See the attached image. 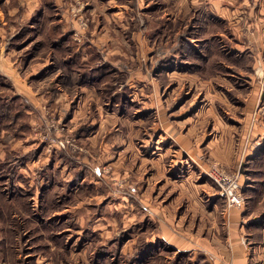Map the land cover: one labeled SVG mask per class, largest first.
<instances>
[{"label": "rangeland", "instance_id": "rangeland-1", "mask_svg": "<svg viewBox=\"0 0 264 264\" xmlns=\"http://www.w3.org/2000/svg\"><path fill=\"white\" fill-rule=\"evenodd\" d=\"M21 2L0 7L21 12ZM98 2L103 11L92 12V0H39L8 42L0 37V98L19 97L29 123L18 137L14 128L0 132L2 187L13 201L2 208L0 264H192L168 243L150 242L151 225L136 224L140 202L156 197L161 208L172 202L175 214L185 212L193 228L201 216L221 223L239 211L247 244L264 219L263 206L259 222L249 221L264 194V137L245 122L256 89L254 116L264 117V10L253 0L242 9L225 0L224 16L208 0ZM105 22L116 54L94 42ZM15 53L17 63L3 62ZM28 87L34 94L22 92ZM170 132L188 134L190 156ZM241 149L242 161L232 163ZM172 182L191 187L179 195ZM232 185L242 206L224 196Z\"/></svg>", "mask_w": 264, "mask_h": 264}, {"label": "crops", "instance_id": "crops-1", "mask_svg": "<svg viewBox=\"0 0 264 264\" xmlns=\"http://www.w3.org/2000/svg\"><path fill=\"white\" fill-rule=\"evenodd\" d=\"M92 1L94 3L92 12H96L98 10L100 11L104 10L103 5L100 2H98V0H92ZM238 1H239L238 4L241 6L240 7L241 9L244 6L249 4V2H246V0H238ZM21 3L24 8L26 7V9L22 8L21 12L19 11V8L18 9L13 8L10 11H7V10H3L0 7V37L6 36V38L8 39L7 42L10 40L11 37H13L16 34L18 29L22 28V26L26 23V21L31 17L33 11L38 8L39 0H22ZM201 3H204V2L201 1ZM207 4H210L211 8H213L214 12L211 10L213 14L224 16L226 15V13L227 14L229 13V11L225 7L226 5L225 0H208ZM121 6L124 8V4ZM122 7L120 11H117L118 12L117 15L124 14V12L122 11L123 10ZM252 7H255L261 11L264 10V0H253ZM252 7L248 6L243 10L246 11V9H248V11H252V13L258 15L255 9L252 10ZM63 13H64L62 14L63 19L65 16L70 14L67 10L64 11ZM10 16H13V17L10 18ZM107 18L108 17H106V19ZM102 27L103 28L99 29L100 31H98L99 26H97L92 32L93 35L97 36V37L95 36L96 38L94 37L95 38L94 42L98 43L99 45L103 44V46H106L105 47L106 51L110 47L111 50L109 51V55L114 50H117L116 52H114V54L118 53L119 51L116 48L118 46V44L116 43L117 39L114 42V38H113L114 35L113 34L110 35L107 33V31H109V24L105 22L104 26ZM109 42H110V45L107 46ZM18 57H19L18 53L17 54L15 53L14 55L10 54L9 56H6V60H3V62L17 63ZM37 61H40V63L38 62L36 63L42 65L41 70L39 72H43L45 64L47 65V61L40 60V59ZM10 76L14 78L15 71L13 74H10ZM22 92L34 94L31 87H28L27 89L23 88ZM67 92L68 91H66V93ZM257 92L258 90L256 89L255 92L252 94V98L253 97L254 98L253 99L251 98L252 101L249 104V107L252 108V110L250 112V115L248 116V119L245 122L246 124L248 123L249 126L256 127L258 131L257 133H262L261 136L264 137V117L263 116L255 117L254 111H253V108L256 106V102L260 99V93L257 94ZM211 111H213V109H211ZM189 131L190 129H188L187 133H190ZM252 132H253V129H252ZM171 135L172 137L175 138L176 141L178 142L181 141L183 143L184 147L182 146L181 149L187 155L190 156L191 154L188 152V148L191 147V144L189 145V147L186 145V141L188 138V136L186 135L188 134H186L185 132L182 135L176 136L172 133ZM184 138L186 139V141L184 140ZM191 138L192 140H189V139L188 140L191 141V143L193 142L192 144L196 145L195 142L193 141L194 137H191ZM92 139L95 141L97 138L94 135L91 138V140ZM195 141L197 143V140ZM242 151L243 149H241L238 154L232 156V160H231L232 163L235 162L237 165L240 164V162L242 161V156H243ZM252 155L253 153L250 154V157H252ZM262 155H264V152ZM259 156L261 155L258 153V155L254 156V158L258 159ZM262 160L264 162V159ZM96 172H99V171L96 170ZM169 185L173 187L174 189L177 188L176 191H178L179 189L180 191L179 195H183L185 192H188L191 187L185 184L178 185L176 182L169 183ZM36 187L38 189V186ZM39 189H41V187H39ZM14 191H15L14 192V196H15L16 193L18 192L16 191V188ZM43 191L44 189H41V192H42L41 199L44 196ZM178 196H176V198ZM24 197H26V195H24ZM156 198H153L152 200L149 199L150 202L143 199L144 203L141 204L140 202V208L138 209L139 211L135 216L136 224L148 223L147 226L151 225L154 228V231H153L154 233L152 232L153 233L152 236L148 237L150 242L163 243L164 241L166 244L168 243L170 246H172L175 249V253H184L185 256L187 257L186 260L193 262L192 264H203V263L204 264H264V219L262 221L263 222L262 231L259 228L257 229L253 227L250 228L251 232H249V235H248L249 242L245 244L242 240L243 238L242 236L245 230L241 228V223H242V220H244V217L242 218V215L239 213V211L237 212L234 210L233 212L235 213L232 214L231 216H228L227 220L223 219L221 223H217V220H219V218L216 215H210V216L207 215L208 218L207 217L203 218V216H201L200 222H199L200 225L198 224L196 228H193L192 222L187 219L185 212L175 214L176 211L174 210V206L172 202H170L169 205L164 206V208H161V206H159L157 202L153 201ZM261 198L262 199L257 204L258 208L256 209L254 208L255 212L258 214L255 215L253 219L249 221L259 222V219H261L260 217L262 216L263 212L260 210L264 206V194L262 195ZM125 203L126 202H124V204ZM257 206L255 205L253 207H257ZM246 217L249 218L250 215H247ZM48 218H46V220ZM210 218L212 220H210ZM224 218H226L225 215H224ZM129 219L130 218H128V222H129ZM203 219L204 220L206 219V220L204 222H201ZM209 221H213V223L209 224L208 223ZM37 222H40V221H37ZM134 223L135 222H132V224ZM226 223L228 227H226ZM41 224L42 225L44 224V220L41 221ZM252 225L259 227L257 223H254ZM26 228H31V227H29L28 225ZM226 228L228 229L227 232L225 231ZM24 233H28V229ZM42 233L44 234V232ZM136 237H138V240H139L140 236L137 235ZM43 238L44 237L41 236V239H39L40 242L43 240ZM3 240H4V237L0 234V257L2 253L6 251ZM17 240H18V235L16 234L13 236V241H17ZM31 245L32 243H30V247H29L25 243V251L33 249L35 247V250H41L38 252L42 254L43 248L37 249L36 244H35L36 246L34 245V247ZM42 245L43 244L41 242V246ZM52 247L53 246H51V249H53ZM143 247H144V244H143ZM56 249L61 250V247H57Z\"/></svg>", "mask_w": 264, "mask_h": 264}, {"label": "trees", "instance_id": "trees-1", "mask_svg": "<svg viewBox=\"0 0 264 264\" xmlns=\"http://www.w3.org/2000/svg\"><path fill=\"white\" fill-rule=\"evenodd\" d=\"M71 56V55H70ZM104 73V71H101ZM100 71H95L92 74L93 80H100ZM14 100L11 98L9 94H6L3 96V98L0 100V132L2 130L14 128V130L17 132L15 135H24L25 131L24 128L26 126H29V123L27 124V118L28 115L24 111L23 104L19 97H15ZM4 133V132H2ZM18 137V136H17ZM12 137L7 134L4 136L5 143H9L10 139ZM1 140V139H0ZM5 162L2 158H0V219L4 216L2 215L3 210L2 208L6 205L12 204L13 201H10L9 198L6 196V193L8 191L4 189L2 186H4L5 180L8 178V169H4ZM11 204L9 206H11ZM8 207V206H6ZM4 218V217H3Z\"/></svg>", "mask_w": 264, "mask_h": 264}, {"label": "built area", "instance_id": "built-area-1", "mask_svg": "<svg viewBox=\"0 0 264 264\" xmlns=\"http://www.w3.org/2000/svg\"><path fill=\"white\" fill-rule=\"evenodd\" d=\"M214 179L216 181L219 180V176H217V174L214 176ZM237 186L236 185H232L231 187H229L228 190H225L224 192V196L228 199V203L230 206H242L244 199L242 198V196L240 194H237Z\"/></svg>", "mask_w": 264, "mask_h": 264}]
</instances>
